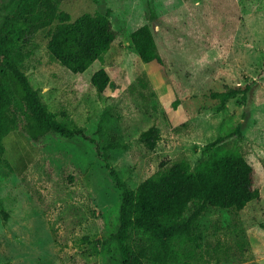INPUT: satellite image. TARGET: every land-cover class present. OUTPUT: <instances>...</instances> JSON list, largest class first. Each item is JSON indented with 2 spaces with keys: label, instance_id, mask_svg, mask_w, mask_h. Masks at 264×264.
Wrapping results in <instances>:
<instances>
[{
  "label": "rangeland",
  "instance_id": "obj_1",
  "mask_svg": "<svg viewBox=\"0 0 264 264\" xmlns=\"http://www.w3.org/2000/svg\"><path fill=\"white\" fill-rule=\"evenodd\" d=\"M17 3L0 0V28ZM60 10L71 21L107 14L118 35L103 60L79 74L48 54V29L35 35L24 63L32 87L87 138L33 141L21 128L3 136L0 264H121L115 233L123 185L135 189L162 161L184 156L195 166L207 143L235 128L230 139L254 167L260 199L239 212L210 208L201 216L202 245L220 241L226 251L202 264H264V0H63ZM144 24L170 85L131 42ZM100 69L110 77L102 93L91 84ZM248 82L245 101L238 95L219 109L214 92ZM153 125L160 139L148 150L138 136ZM190 248L181 245L180 257L194 264Z\"/></svg>",
  "mask_w": 264,
  "mask_h": 264
},
{
  "label": "trees",
  "instance_id": "obj_2",
  "mask_svg": "<svg viewBox=\"0 0 264 264\" xmlns=\"http://www.w3.org/2000/svg\"><path fill=\"white\" fill-rule=\"evenodd\" d=\"M62 1L18 0L0 28V167L4 162L2 138L19 128L33 141L52 134L64 139L77 135L87 138L84 127L59 120L48 108L40 91L32 87L24 67L32 55L29 47L35 35L45 29L48 54L76 74L85 72L95 61H102L117 38L107 14L85 13L71 21L70 15L60 10ZM130 37L142 62L159 64L164 83L170 85L149 25L138 27ZM109 82L104 69L91 77L98 93ZM252 83L228 86L212 96L219 100L222 109L238 95L240 101H245ZM179 103L176 98L172 108L176 109ZM234 133H239L238 128L207 143V157L195 166L184 156L162 161L159 169L135 189L123 185L120 224L115 233L121 264H192L180 257L181 245L185 243L191 244L187 252H194V264L208 262L206 257L220 260L219 255L226 253L224 245L220 241L213 248L202 245L199 219L210 208L239 212L249 202L260 199V191L254 186L255 169L231 141ZM159 139L160 129L154 125L138 136L148 150H154ZM237 245L244 251L248 243L241 240Z\"/></svg>",
  "mask_w": 264,
  "mask_h": 264
}]
</instances>
